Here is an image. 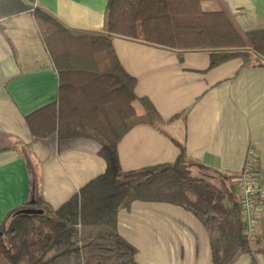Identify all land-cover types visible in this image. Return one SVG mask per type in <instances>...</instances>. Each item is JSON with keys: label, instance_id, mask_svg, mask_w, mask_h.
I'll return each mask as SVG.
<instances>
[{"label": "crops", "instance_id": "0c3cea01", "mask_svg": "<svg viewBox=\"0 0 264 264\" xmlns=\"http://www.w3.org/2000/svg\"><path fill=\"white\" fill-rule=\"evenodd\" d=\"M107 2L36 0L69 27L86 30L103 28ZM202 5L227 7L243 31L264 28V0ZM114 46L138 80L137 95L149 98L165 119L138 125L122 139L124 169L174 161L178 141L192 159L238 174L253 148L264 180V65L244 66L234 58L210 68L208 52L179 53L119 35ZM57 74L31 13L0 19V223L39 193L58 208L106 171L96 141L32 134L26 117L56 100ZM118 230L137 249L138 264H213L208 232L178 205L135 201L119 212ZM254 238L255 252L234 264H264V201Z\"/></svg>", "mask_w": 264, "mask_h": 264}, {"label": "trees", "instance_id": "16d2710c", "mask_svg": "<svg viewBox=\"0 0 264 264\" xmlns=\"http://www.w3.org/2000/svg\"><path fill=\"white\" fill-rule=\"evenodd\" d=\"M207 1L216 0H108L103 28L86 30L69 27L36 0H0V19L32 14L58 73L56 100L26 117L32 134L96 141L106 162L103 174L60 207L39 193L34 204L28 199L9 211L0 223V264H138L137 249L118 230L119 212L135 201L171 203L196 215L210 237L213 264L255 252L236 195L240 173L192 159L178 141L172 162L128 170L120 162L119 145L130 130L165 119L137 95L138 80L119 59L116 36L179 53L208 52L210 68L234 58L264 65V28L243 31L227 7L205 10ZM29 207L41 212L21 211Z\"/></svg>", "mask_w": 264, "mask_h": 264}, {"label": "built area", "instance_id": "2783aa9c", "mask_svg": "<svg viewBox=\"0 0 264 264\" xmlns=\"http://www.w3.org/2000/svg\"><path fill=\"white\" fill-rule=\"evenodd\" d=\"M257 154L250 148L245 165L236 179V195L247 223V233L255 236L259 225L264 201V180L259 178L256 159Z\"/></svg>", "mask_w": 264, "mask_h": 264}, {"label": "water", "instance_id": "95a60500", "mask_svg": "<svg viewBox=\"0 0 264 264\" xmlns=\"http://www.w3.org/2000/svg\"><path fill=\"white\" fill-rule=\"evenodd\" d=\"M30 202H31V204H34V203H35V200H31ZM21 211L24 212V213H28V214H36V213L41 212V210H39V209H37V208H32V209H31V207H29V208H24V209H22Z\"/></svg>", "mask_w": 264, "mask_h": 264}, {"label": "rangeland", "instance_id": "374dc122", "mask_svg": "<svg viewBox=\"0 0 264 264\" xmlns=\"http://www.w3.org/2000/svg\"><path fill=\"white\" fill-rule=\"evenodd\" d=\"M194 174L200 175V176H204V177H208L209 176V174H207V172H204V171L199 170V169H194Z\"/></svg>", "mask_w": 264, "mask_h": 264}]
</instances>
